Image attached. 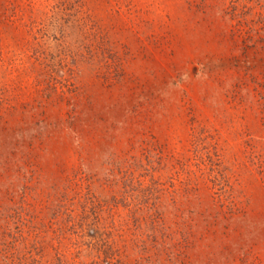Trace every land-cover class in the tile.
Segmentation results:
<instances>
[{
    "label": "rangeland",
    "instance_id": "1",
    "mask_svg": "<svg viewBox=\"0 0 264 264\" xmlns=\"http://www.w3.org/2000/svg\"><path fill=\"white\" fill-rule=\"evenodd\" d=\"M147 260L264 264V0H0V264Z\"/></svg>",
    "mask_w": 264,
    "mask_h": 264
},
{
    "label": "trees",
    "instance_id": "2",
    "mask_svg": "<svg viewBox=\"0 0 264 264\" xmlns=\"http://www.w3.org/2000/svg\"><path fill=\"white\" fill-rule=\"evenodd\" d=\"M143 249V248H142ZM149 264H152V262H150V260H147Z\"/></svg>",
    "mask_w": 264,
    "mask_h": 264
}]
</instances>
